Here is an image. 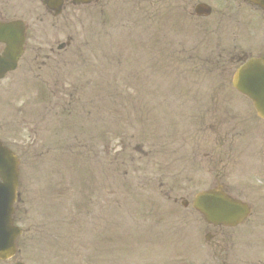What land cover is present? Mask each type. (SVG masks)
<instances>
[{
    "label": "rangeland",
    "instance_id": "1",
    "mask_svg": "<svg viewBox=\"0 0 264 264\" xmlns=\"http://www.w3.org/2000/svg\"><path fill=\"white\" fill-rule=\"evenodd\" d=\"M129 9L124 3L118 2L116 29L113 31L116 34L114 36L99 35L98 32L103 30L99 27L91 37L87 30L88 36L81 41L84 43L87 41L92 46L84 48L82 52L74 55V58L85 59L89 65L80 66L78 69L73 68L67 75L87 69L91 70L90 73L93 71L94 74H97L102 70L97 65L99 60L104 63L115 62L114 65L106 66V89L113 90L122 79H124L122 86L127 84L130 90L147 89L149 86L148 89L153 91V94L147 98L151 101L153 108V124H149L150 113L145 110L142 114L143 128L121 130L119 127L123 126L127 120L126 116L129 114L119 115L115 110L109 112L106 109L105 138L102 144L98 142V133L88 130L89 152L74 163V166L77 165L76 169H80L78 180L75 177L78 172H72V189L77 190L73 193L74 201L71 211L69 212L63 204L53 219H46L49 223L43 226L39 222L43 231L50 230V232L59 235L58 238H50L47 241L49 245L46 244L41 248L44 249V252L48 251L49 255H52L51 251H54L56 257L64 263L71 261L72 264H108V260L111 259L107 256L110 254L108 249L115 248L120 244L123 247H129L134 242L136 243L135 256L127 254L123 263L119 261L118 263L113 262V264H162L163 257L180 259V254L185 251H190L193 254L194 238L206 233L205 225L200 223L198 217L190 209L184 210L179 204L178 207H174L175 209H171V214L170 210L166 208L172 206L165 197L168 189L160 188L165 180L157 172V168L154 169L151 164L139 160L133 149L137 142L145 146L151 143L157 144V142H151L150 137L142 133L148 126L158 130L164 127L161 123L163 114L160 111H164L165 105L169 114L177 115L175 119L179 118L182 121L183 125L179 124L174 129L178 132L179 138L197 134V128L193 127L194 116L185 113L188 107L185 101H188L192 90H215L216 83H221L220 89L225 90L227 97L229 96L230 66L224 61L226 56L223 54L226 53V46L220 45L223 40V25L217 22L214 28L215 34L220 33V39H216V35H214L210 41L206 34L199 33L192 36L191 42L166 44L167 40H165L164 43L159 42L160 45L154 43L155 46L152 45L153 50H151L146 43L145 37L148 35L146 27L142 26L136 30L128 22V18L119 26L120 11L122 10L127 17ZM110 12L113 15L115 13L113 8L110 9ZM121 18L123 19L122 14ZM169 30L168 27L165 31L167 39L172 35L173 39L178 40L177 34ZM138 37L140 41H138ZM167 53L170 59L167 58ZM179 55L183 56L179 57ZM171 56L176 57L171 58ZM181 57H184L187 63ZM217 60L224 63L221 68L219 66L216 68L214 63ZM55 73L53 69H50L46 74L37 71L36 74L41 75L40 79H36L39 77L34 73H28L26 76H10L6 79L5 90L11 92H5V130L9 131L8 135H5V140L16 151L22 137L30 142L28 138L31 136L33 138L36 133L41 135L44 132L46 138L54 133L51 128L53 113L48 114L43 109L46 106L50 107V103L48 100H42V103H39L40 97L37 96V91H52L53 96L58 95L59 82L56 80ZM211 77L216 80V83L208 82ZM63 80L65 82L72 81L69 78ZM149 80L151 81L149 82ZM117 86L119 89H124L120 84ZM71 89L75 90L76 86ZM167 91H177L178 93H167ZM163 101L168 103L163 104ZM181 102L185 106L183 112L180 108ZM136 105L142 106L138 101ZM37 106H40L39 110L36 108ZM25 112H28L27 116L24 115ZM134 117L135 115L132 114L131 118L134 119ZM140 118V115H137V119ZM97 120L95 121L96 126L98 125ZM0 121H3L1 115ZM29 121L37 124H29L32 126L27 130L25 126ZM179 127L184 128V134L181 133V129H178ZM23 128L25 129L22 130ZM34 128L35 130H32ZM123 131L133 138L126 137ZM255 136L251 135L250 138L244 140L233 139L232 142L222 146L217 143V147L214 146L215 142L211 139H206L204 145L199 144L192 147L186 145L187 149L183 153L186 152L189 155L186 158L178 157L180 166L171 176L182 181L181 177L188 175L187 178L190 182L182 181L181 185L186 189H175L176 193L179 196H187L193 195L200 189L210 188L214 182L208 169L218 171L221 176V171L225 167L226 176L220 178L233 185L235 189L231 190L235 194L239 191H254L259 196L254 206L261 214L264 213V199L261 198V196L264 197V142L257 144L263 137L253 138ZM253 139L257 140L252 142ZM102 146L104 147L103 153ZM31 148L38 149L34 145H31ZM179 151L177 150V152ZM215 151H218V156H214ZM198 164L203 165L204 169L199 170ZM185 165H192L190 174H182ZM253 168L258 177H255L254 180L249 177L251 182L245 189H240L241 179L234 176L229 178L234 170L236 175L241 173L244 177H248V174L253 173ZM32 178L30 177V183L37 180ZM67 181V179L55 181L56 187L65 189ZM168 182L174 183L170 178ZM26 184L28 189H36L34 185L33 187L29 186L28 179ZM150 206L153 209L156 208L155 211L149 210ZM154 212L159 213V218L148 219L154 217ZM163 212L164 216L161 214ZM150 226L155 233L157 245L149 237L152 234L148 229ZM262 227L264 229V221H262ZM101 230L106 232H101ZM262 233L264 234V231ZM106 235L109 238H105ZM105 240L108 241V244L105 243ZM238 254L240 255V253ZM63 256H66L68 260ZM185 260L188 259L183 258L178 264H184ZM253 260L251 259V261ZM260 260H263L261 262L264 264V258H260ZM252 264H259V261Z\"/></svg>",
    "mask_w": 264,
    "mask_h": 264
},
{
    "label": "flooded vegetation",
    "instance_id": "2",
    "mask_svg": "<svg viewBox=\"0 0 264 264\" xmlns=\"http://www.w3.org/2000/svg\"><path fill=\"white\" fill-rule=\"evenodd\" d=\"M38 1L40 0H0V23L5 25V23L13 20L25 21L26 18L31 19L33 15L41 19L43 13L46 17L59 19V17H55L53 11L42 4L43 0H41V4H37ZM147 1L150 2V0ZM156 6L162 9L167 17L169 31H175L174 33L178 36V40L172 38L171 40L174 42L170 41L169 44L185 42L186 35L190 34L188 32H201L203 29L210 32L207 37L211 38L218 22L224 25L226 29L223 32L224 41L228 40V46L232 50L249 46L256 50L255 54L264 57V0H261L259 4H255L253 0H156ZM202 6L204 9H199ZM106 7L107 3L103 1L101 8ZM205 8H209V10ZM62 9L61 17L63 16L64 23L59 29L55 24L43 29H37L35 25L26 26V52L20 60V64L23 63L22 73L28 70L27 65L31 67L35 61L40 69H42V65H45V62L42 64L37 62L41 58V39L56 38L58 34L69 31L70 23H73L69 12L74 14L75 8L72 2L63 0ZM206 12L208 13L206 17L201 16ZM4 25H0V39L5 38ZM4 50L5 44L0 42V55L4 53ZM26 55L30 57L27 58ZM229 55L232 56V60L236 61H242L250 56L245 55L244 52H229ZM0 84H4L0 86V94L4 93L1 96L4 99L5 79L0 81ZM239 124L236 122L235 127L229 130L221 140L226 141L228 136H234ZM4 130L5 122L0 121V132ZM214 156H218V151L214 152ZM249 229L250 226L243 224L237 228L214 230L215 232L211 235L214 249L216 253H221L220 257L225 255L222 262L218 264H252L250 262L251 248L260 245L264 247V241L253 239L255 234ZM210 257L215 261V257Z\"/></svg>",
    "mask_w": 264,
    "mask_h": 264
},
{
    "label": "water",
    "instance_id": "3",
    "mask_svg": "<svg viewBox=\"0 0 264 264\" xmlns=\"http://www.w3.org/2000/svg\"><path fill=\"white\" fill-rule=\"evenodd\" d=\"M254 68L261 71L255 72ZM235 82L245 92L252 89L251 93L254 94L250 97L255 100L258 110L263 111L264 67L261 64L252 62L241 69ZM17 175V161L7 150L0 146V179L3 181V184H0V251L5 249V254L12 252L14 247L15 234L12 229L10 214L12 213V204L15 199ZM215 196L216 193H204L197 200L204 205L211 206L210 210L217 212V214H224L225 219L230 221L235 219V222H237L240 215H234L232 218H229L232 216L229 213L233 212L231 208L234 204L226 199H215Z\"/></svg>",
    "mask_w": 264,
    "mask_h": 264
}]
</instances>
